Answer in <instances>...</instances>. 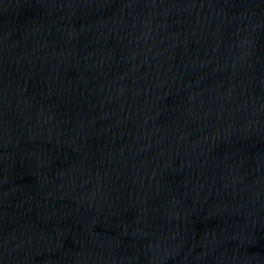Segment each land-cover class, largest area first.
Here are the masks:
<instances>
[{
	"label": "water",
	"instance_id": "obj_1",
	"mask_svg": "<svg viewBox=\"0 0 264 264\" xmlns=\"http://www.w3.org/2000/svg\"><path fill=\"white\" fill-rule=\"evenodd\" d=\"M224 264H264V0H11Z\"/></svg>",
	"mask_w": 264,
	"mask_h": 264
}]
</instances>
